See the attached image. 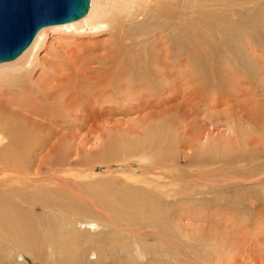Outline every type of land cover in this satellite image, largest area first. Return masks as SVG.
I'll return each mask as SVG.
<instances>
[{
  "label": "bare ground",
  "instance_id": "obj_1",
  "mask_svg": "<svg viewBox=\"0 0 264 264\" xmlns=\"http://www.w3.org/2000/svg\"><path fill=\"white\" fill-rule=\"evenodd\" d=\"M235 1L90 0L88 11L84 16L69 22L41 27L31 43L17 57L0 61V185L2 188L13 189L10 191L12 192L10 196L4 198L7 199L4 200L6 204L0 202V252H4L5 254L3 255H8L6 254L7 251L12 252L14 259L20 261L22 253L25 254V252L33 259L38 254L51 259L55 254L57 259L60 258L57 264H89L91 262L104 264L105 260L114 261L113 254H115V250H118L117 255H123L124 264L131 262L132 259L137 260L136 262H146L147 264H169L168 258L176 256L172 253L175 250L171 252L170 248L181 251L180 249L186 250L188 246H193L200 258L194 257L195 255L192 256L193 260H195L192 264H264V253L257 252L256 248H253L256 249V253L252 250L249 251L246 245L247 248L245 247L246 249H244L242 246L244 242L241 243L239 238L237 241L226 240L225 233L221 231L219 226L215 224L208 225L206 222V217L210 216L208 212L191 214L188 212L189 214L186 217L195 219L196 222L194 223L190 221L183 223L180 220L183 217L181 216L182 214L180 212L178 214L175 213V221L172 222L174 224H172L173 229L169 225L168 227L165 226L168 229V233H164L166 230L163 231L164 222L162 217L170 210L169 207L164 208L162 206L164 203L162 202L194 204V201H202L200 197L204 196V193L211 192L212 189L209 190L208 186L205 188V184H201V189L197 188V190L205 188L204 191L192 192L193 194L186 196L187 198L177 201L176 195L170 193L171 189H167L159 183L157 178L145 175L148 167L154 169L158 167V164L148 163L150 156L142 149L146 148V141L148 139L152 140L157 133H150L147 130L144 135H141V137L143 136L142 138H134L136 133L135 135L133 134V137L126 138L125 136V139L108 138L107 141L105 140L106 143L103 148H101L107 157H110V160L119 161L121 166L135 162L143 167L141 170L143 172L138 177L122 176L125 180L130 179L131 184H123L122 189H114L121 190L117 193L122 194L124 200L132 198L133 195L137 196L139 199V201L135 199L139 204V206H136L138 208L137 211L131 213L130 209L125 208L121 214L123 219L118 214H114V217L121 221L126 220L129 222L137 219L147 220V226L156 230L155 240L161 244L158 249L153 247L154 254L152 255L150 253L151 246L143 244L140 247L138 245L139 240L135 241L132 238V241H126L123 236H120L122 235L120 233L125 231L123 229L117 230V226L114 230H110L111 235L107 236L109 242L107 241V246H104L103 243L106 244V237L101 232L106 229L105 226L103 224L100 225L94 218L93 222L90 219L97 213L90 215V221H88L85 205L72 201L67 202L68 200L63 199L60 201L57 196L60 194L46 188L47 186L44 183H47V181L43 180L48 178V182L52 186L54 185L53 189L56 187L58 192L64 193L65 191L57 187L62 185L57 183L56 178L62 174H68L71 171L72 162L69 158L81 153L78 146L79 143L85 141V138L80 135L81 130L86 129L89 125L91 127L92 124L90 123L94 118L107 117L110 110L119 112L123 107L126 108L125 98L139 96L145 92H154V89L161 85L170 93L172 91L171 87L175 88L173 84L176 82H172L175 78L179 80L176 85L180 82L184 89L187 84V72L184 68L186 69L188 66L197 67L203 82L207 84V76L209 75L203 74V65L210 60L213 61L221 53L219 47L221 41L219 40L222 38V34L226 36L225 39L227 41L232 40L229 36H232L230 33L233 32L232 27L236 24V22L229 23V21L225 22V26H220L219 24L221 23H213V18L220 15L218 10L222 11L219 7L221 5L237 7L241 3L253 4L257 0H242L239 4ZM210 4L213 5L211 9L207 8ZM191 6L197 9L196 13L198 11L200 15L205 17H202L204 24H200L199 20H196L198 19L197 17L189 20L188 13ZM225 11L232 13V17L233 14L235 16L234 11L231 12L228 8ZM237 11L235 10V12ZM238 13L236 14L238 15ZM239 16L241 17L240 14ZM240 19L237 22H240ZM244 26L245 23L242 27L245 28L246 26ZM49 30H59L67 33L71 36L72 47L69 46L70 48L66 50L64 48L61 52L58 51L56 53L55 51V53L53 52L49 55L45 53L43 57L38 58L37 49L43 43L42 39ZM213 30L216 31L215 35L217 34L218 38L213 36ZM221 32L223 33L221 34ZM236 33L234 34L236 35ZM75 35L81 36L80 38L87 37V41L84 40L83 42L79 38L83 43L78 44ZM74 37L75 39L73 40ZM250 54L260 60L256 53L250 51ZM173 60L178 61H176L178 63L176 64L182 70L173 72L175 68ZM262 63L264 64V62ZM198 80L197 78L195 81ZM165 94L167 93L165 92ZM115 97L116 99H114ZM148 102L151 103L150 101ZM127 106L129 107V105ZM147 106L150 109H156L154 105ZM161 106L163 107L164 104H161ZM171 108L168 106L165 109ZM172 117L174 116L172 115ZM120 121H112L107 117L104 122L107 124H119ZM189 125L190 128L184 132L181 142L179 138L182 134L176 125H172L177 129L173 144L178 149H181L180 154L183 155L189 166L202 167L215 162L219 164L223 162L235 167L238 164L243 165L246 160L245 157L250 159L248 157L251 156L253 151L250 154L246 150V145H243L244 143L241 150V144L239 145V143L242 141H238V143L234 140H237L239 136L243 140L241 138L242 135L248 140L251 138L245 134V131H238V128L242 126L241 124L237 127L229 123L227 129L219 131L213 128L210 130L194 122ZM254 131L257 132L256 130ZM158 134L160 135V133ZM202 135L207 138L206 142L200 141V136ZM147 136L148 138L145 139ZM153 141L155 140L153 139ZM156 144L158 145V142ZM127 151H133V153L127 154L128 156L117 157V155H124ZM165 151L164 156L157 155L154 158L157 161L172 160L176 166L179 165L178 155L180 154L177 155V151L175 153L172 148L171 150L165 149ZM241 151H243L242 157L240 155ZM48 159L53 161L48 165L47 170L50 173L46 175L42 172V166ZM256 159L255 157L253 158L255 162ZM7 170H10L12 174H3ZM86 171L88 172H82L79 175L77 173L74 176V178L76 177L80 180L81 177H87V185L79 184V180L76 179V190H82L79 193L83 196L81 199L78 196H74L80 199V202H83V197L89 195L98 200L96 202L97 205H100L107 214H111L108 203H114L116 198L113 195L108 197L97 196L92 191L98 190L94 184H105V181L98 176L94 169L89 167ZM196 174L199 177V173L196 172ZM248 176L250 177V175ZM260 180H257L256 183H262V180ZM61 182L64 185L66 179H61ZM250 183L246 185L248 188H251ZM233 184L240 185V181ZM48 186L50 185L48 184ZM221 188L226 190L224 185ZM68 191L73 193V190ZM1 194L2 192H0L1 197L4 196ZM119 203L117 202V204ZM92 206L95 207L96 205L92 203ZM37 207L41 209L40 213L36 212ZM93 207L91 208L93 209ZM69 209L73 210V215L74 213L77 215L70 220L71 222L69 221L73 235H70V238L66 239L64 244H60L56 239L51 240L53 234L50 236V232H53L54 229L46 225L48 239L45 238L43 240L41 237L44 236V232L41 228L39 229V225L43 222L38 220L39 216H45L49 224L58 225L59 215L63 212H68ZM174 211H176L175 208ZM89 212L87 211L88 214ZM216 222L218 223L219 221L217 220ZM3 223L6 227L5 229ZM130 230L129 233L134 234ZM76 235H80V238L78 239ZM60 238L65 239V236L61 235ZM234 238L236 237L234 236ZM131 242L134 244L132 252H130ZM20 246L23 247V250ZM235 248V253L231 254ZM258 248L261 249L259 246ZM176 258L170 259L171 264H176L175 262L180 261L178 256ZM37 261L39 260L37 259Z\"/></svg>",
  "mask_w": 264,
  "mask_h": 264
},
{
  "label": "rangeland",
  "instance_id": "obj_2",
  "mask_svg": "<svg viewBox=\"0 0 264 264\" xmlns=\"http://www.w3.org/2000/svg\"><path fill=\"white\" fill-rule=\"evenodd\" d=\"M229 1H233V0H229ZM257 1L254 2L253 4H243L241 3L242 0H236L235 1L236 3L238 4L241 3L237 7H234L232 5H221L219 7L221 8L220 10H222L223 12L218 10L220 15L217 16L216 18H213L212 22L218 23V24L221 23L219 24L220 26H223V25L225 26L226 21H229V23L236 22V24L233 25L234 28L232 27V30L234 33H236L237 31V33L239 34L237 35L236 33L237 35L236 36L233 32L230 33V35L232 34V36H229V38L231 37L230 39L232 40L234 39V40L233 42L232 40H228L229 41L228 42L225 39L226 36L222 34L223 32H221L222 38L219 40L221 41L219 43L221 53H219L218 56H216L213 59V61L210 60L204 63L203 65L204 67L203 74L204 75L207 74L210 76V77L207 76V80H208L207 84L203 82L202 77L197 67L194 68L193 66H188L189 69L188 67H186V69L184 68V70L187 72L186 73L187 84L189 82L188 85L187 84L185 85L186 89L185 88L183 89L184 86L180 82H178L179 84H177L178 86H180L178 87L176 83L179 80L175 78L172 81L173 83L174 81L176 82L173 84V86L175 85L174 86L175 88L171 87V90L173 92L172 91H170V93L169 91L167 92V89H164L163 86L161 85V86H158V88L154 89V92H149L150 94L145 92L139 96L136 95L134 97L131 96L132 98L130 97L125 98L126 108L123 107L122 110H119L120 114L118 111H114V110L108 111L109 114H107L108 115L107 117H109V119H111L112 121L121 120L119 124L118 123H111V124L105 123L104 121H106L107 119L106 116L103 118L96 117L93 120H91V123H90L92 124L91 127L89 125V127H87L86 129L81 130L80 135H82V137L85 138V141L82 143H79V146H78L81 153H79L75 157L69 158L72 161L71 171L68 174L67 173H65V175L62 174L56 178L58 181L57 183L59 185H62L61 187L60 186H57V187L65 191L64 193L58 192L56 187H55L56 190L53 189L54 185L52 186V184L48 182V178L43 179L44 181H47V183L46 182L44 183L47 186L46 188H49L50 190H54V192L56 191L57 194L59 193L61 195L60 196L56 194L59 197L60 201H62L63 199L66 201L68 200L67 202L72 201L77 204L85 205L84 207L86 209V215H87L86 217L88 221H90L91 219V222H93L92 220L94 218V220H96L100 225L103 224V226H105L106 229L101 232L102 235H105L106 237V242H105L106 244L103 243L104 246H107V241H108L107 236L111 235L110 230L111 229L114 230L116 226L118 227L116 228L117 230L123 229L125 231L124 232L125 234L121 232L120 234L122 235L120 236H123V238H125L126 241L127 240L132 241L131 240L132 238L135 241L139 240L138 245L140 247L143 246V244L146 246H151V249H150L151 255L154 254L153 247L158 249L161 246V244L158 243L154 238L156 236V232H155L156 230L147 226V220L137 219L132 222H129L126 220L121 221L114 217V214H118L120 215L121 219H123L121 214L123 212L122 210H124L125 208L130 209L132 211L131 213H135L137 211L138 208L136 206H139L137 202L139 201V199L137 196L133 195L132 198L128 200H124L122 197V194L117 193L121 190H114V189L115 188L122 189L121 187L123 184H127V185H129V183L131 184L130 179L125 180L124 177L122 176H125V175L131 176L130 178L138 177L143 172L141 171L143 167L141 165L136 164L135 162H131L130 165L123 164L121 166L119 165V161L110 160L109 159L110 157H107L105 152L101 149L105 145L108 138L113 139L117 137L119 139H125V136L126 138H129L131 136L133 137L135 133L137 136L135 135L134 138H142L143 136L141 137V135H144L145 131L148 130V132L150 133L153 132L157 134L152 138V140L148 139L145 143L146 148H142V149H144L146 154L148 153L150 156L148 163H152L154 165L158 164L157 165L158 167H156L155 169L152 167H148L147 171L145 172V175H149V176L157 178L159 183L164 185L167 189H171L170 193L171 194L173 193L176 195L174 196L176 197L177 201L187 198L186 196L191 195L195 192L198 193V192L204 191L206 186L209 187L208 188L209 190L212 189L211 192L204 193L205 197L204 196L200 197L202 201H194L193 202L194 204H189V203L185 204L184 202H179V203L162 202L164 203L162 204V206L164 208L169 207V210H170L164 215V217H162L163 222H164L163 231L166 230L164 233H168L167 232L168 229H166L168 225L172 227L173 229L174 224L172 222L175 221L174 216L178 214V212H180V214H182L181 216H183L180 218V220L183 223H187L188 221L192 223L196 222L195 219H190L191 217H189L188 219L186 217L187 214L189 213L191 214V213H197V212H200V213L208 212L210 216L206 217L207 224L208 225L215 224L219 226L221 231L225 233L226 240L237 241V239L239 238L241 240V243L244 242L242 244L244 249H246L247 248L246 246H248L247 249L249 251L252 250L254 251V253H256L255 250L257 249V252L260 251L264 253V190H263L264 189V181H263L264 180V146H263L264 144L263 143L264 142L263 141L264 140V64L262 63L264 62V0H257ZM211 6L213 5L210 4L207 8L211 9L212 8ZM226 8H228V10L231 12L234 11L235 16L237 15L236 13H238L239 11L237 15L238 17L237 16L235 17L234 14L232 17V13L230 14V12L225 11ZM191 9H193L194 13L193 11H191ZM196 10L197 9L195 7L193 8V6H191L189 13H188L189 20H192L191 18L196 19L195 17H197L198 19L196 20H199L200 24H204L203 18L205 17L200 15L199 14L200 12L198 11L196 13ZM235 10L236 11L238 10V11L235 12ZM224 12L226 15L224 14ZM239 14L241 15V17L239 16ZM239 18H241L240 22H237ZM241 21H244V22H241ZM244 23L246 26V27L244 26L245 28L242 27ZM235 26H237L238 28ZM213 31H212L213 36H216L218 38L219 36L217 34L215 35L216 31L215 30ZM250 36H252L251 37L252 39L250 38ZM70 37L71 36H69L67 33L59 31V30L47 31V34L43 37L44 40L42 39L43 43L40 44L41 47L39 46V48L37 49L38 58L43 57L45 53L49 55V54H52L53 52L55 53V51L57 53L58 51L59 52L63 51L64 48L66 50L67 48L72 47V41H71L72 39ZM80 37L81 36L79 37L76 36L78 44H82L84 40L87 41L86 40L87 37H84V38H80ZM246 37H248L249 39ZM235 38H238V39H235ZM74 39L75 37L73 38V40ZM250 51H252L253 53H256L260 57V60H257V57L255 55H254L255 57H252L250 54ZM176 61L175 60L172 61L174 62L173 65L175 64V68H176V69L174 68L173 72H178V70H182V69H179L180 67L177 66L178 61L177 62ZM197 78L199 80L195 81ZM176 89L179 91V93ZM165 92L167 94H165ZM161 97L162 99H160ZM166 98L168 99V101ZM114 99H116V97ZM158 99L160 100V102ZM148 101H150L151 103H149ZM161 104H164V106L160 107ZM127 105H129V107ZM146 105H150V106L154 105L156 109L151 108L152 109L151 110L150 107L148 106L146 107ZM168 106L172 108L165 109ZM104 114H106V112H104ZM172 115L174 117H172ZM192 122L197 123L198 125H201L202 127H207L210 130L211 128H213L216 131L227 129L229 123H232L236 125L237 127H239V125L241 124L242 126L241 128H238V131L239 132L245 131V134H247L251 138L250 140H248L242 135L241 138H243V140H241L240 136L238 135L239 138L237 140L236 139L234 140L237 142L242 141L240 143L238 142L239 145L241 144L240 145L241 150H242V144L244 143L243 145H246L245 146L246 150L249 151L250 154L253 151L251 156L248 157L250 159H247V157H245L247 161L245 160L243 164L244 166L241 164H238L237 166L234 167V166L227 165L223 162L222 164L215 162L211 165L202 166V167L189 166L186 163L183 155L180 154L181 149L180 148L178 149L173 144V139L175 136V132H177V129L174 128L172 125H176L177 128L179 129V132L182 134L179 138V141L181 142L183 140L184 132L188 128H190L189 124H191ZM152 127L153 128L155 127V128L153 129ZM254 130H256L257 132H255ZM158 133H160V135ZM200 137H201L200 141H203V142L207 141V138L204 137V135ZM147 138L148 136L145 137V139ZM153 139L155 141H153ZM157 142H158V145L156 144ZM164 148L166 150H169V149L171 150L172 148V150L175 153L177 151V155L180 154L178 155L179 165L176 166L174 161L172 160L157 161V159L154 158L157 155L164 156L166 152ZM131 153H133V151H127L124 155H119V156L117 155V157L120 158L122 156H128L127 154L130 155ZM240 155L242 157L243 151H241ZM252 157L253 158L255 157V159L257 158L258 160L256 159V162H255ZM161 158H164V157H161ZM109 160H110V163H109ZM250 160L251 161L253 160L254 162L253 161L251 162ZM52 161L48 159L46 163H44V165L42 166L43 174L47 175L48 173H50L49 170H47V168H48V165ZM89 167L94 169L95 172L98 173V176L101 177L103 181H105L104 183L106 184L105 185L103 183H95L94 181H92L97 185L96 187V185L94 184L95 188L96 189L98 188L97 191L96 190H92V191L97 196H100V197L101 196L108 197V196L113 195L116 198V201L114 203H108V206L111 209V212H110L111 214H107V212L100 205H97L96 202L98 200L90 197L89 195L83 197L84 201L82 200L83 202H80V199L83 195L79 192H81L82 190L81 191L76 190L75 182L77 179L79 180L78 181L79 184L87 185V177L86 178L81 177V180L83 179L81 182L80 179L76 177L74 178V176L77 173H78L77 175L81 174L82 172L87 173L88 171L86 170L87 168L89 169ZM7 171L6 172L4 171L3 174H6V175L12 174L10 170H7ZM196 172L199 173V177L196 174ZM248 175H250V177ZM176 177L178 180L180 179L179 182L176 179ZM63 178L66 179V183L64 185L61 182V179ZM182 179H184L185 181ZM257 180H260L263 184L256 183ZM239 181H240V185L233 184L234 182L239 183ZM170 183H174V184H170ZM195 183L196 184L198 183L199 187H198V184L196 186ZM249 183L251 184L250 185L251 188H248V186H246V185H249ZM48 184L50 186H48ZM201 184L202 185L205 184V188L203 190H197V188H200ZM102 185H104V187H102ZM185 185H188V186H185ZM223 185L225 186L226 190H223L221 188V186ZM11 190L13 189H8L4 187L2 188V186L0 185V192H2L1 195H4L2 197L0 196L1 203L6 204L4 200H7V199H4V198H7L8 196H10V194L12 193L10 192ZM68 190H73L72 191L73 193L69 192ZM74 195L78 196V198L80 197V199L76 198ZM180 195H181V198L179 199ZM135 199H137V201ZM117 202H120V203L117 204ZM92 203H94L96 206L93 207ZM90 206L93 207V209ZM174 208L176 211H174ZM40 210H41L40 208L39 209L38 207L36 208L37 213H40ZM87 211H90L89 214L87 213ZM94 213H97V214H94ZM93 214L94 216H92ZM103 214L107 216H104ZM90 215L92 217L89 219ZM60 216H64V217L60 218ZM75 216L77 215L75 213L73 215L72 209H69L68 212H63L58 217V225H53V223H51L52 224L51 225L49 224V221L46 219L45 216H39L38 220L44 223V224L41 223L39 225V229L41 228V230L44 232V236L41 238L43 240H45V238L48 239V235H47L48 229H46L47 228L46 225H49L50 228L54 229L53 232H50V236L53 234V236L51 237V240L56 239L58 243L64 244L66 242V239L68 240L70 238V235H73L71 233L72 226L70 224L71 222L70 220H72V218H75ZM100 219L103 220V222H101ZM216 219L219 221L218 223L216 222L217 221ZM104 220H107V221L104 222ZM65 223H66V227H65ZM3 227L4 229L6 228L4 223H3ZM130 229L133 231L134 234L129 233ZM229 232L233 235H231ZM61 235L65 236V239H61L60 238ZM79 236L80 235H76L78 239L80 238ZM234 236L236 238H234ZM162 237H165V236H162ZM133 246L134 244L131 242L130 252H132V250L134 249ZM258 246L261 249H259ZM21 248L23 250V247ZM253 248H256V249H253ZM176 250L177 249L170 248V251L171 252L173 251L172 253L178 256V260H180L178 262H175L176 264H192V262L195 261L193 260L192 256L195 255L194 257L196 258L199 257L193 246H188L186 250L180 249L181 251L178 250L179 252ZM235 250L236 248L232 250L231 254H234ZM114 253H115L113 254L114 261L105 260L104 264H107V263L108 264H124L125 260L124 258H122L123 255L118 256L117 255L118 250H115ZM3 254L5 253L0 252V264H16V263L17 264H54V263L57 264V261H60V258L57 259L55 254L51 259H47L45 256H42L41 254H38V256L35 259H33L27 252H25V254L22 253V258L20 259V261L14 259V255L12 252L10 253L7 251L6 254L8 255H3ZM176 256L168 258L169 264H171V261H170L171 258L177 259ZM37 259L39 261H37ZM136 261L137 260L132 259V261L128 262L127 264H147L146 262L140 263ZM89 264H95V263L91 262Z\"/></svg>",
  "mask_w": 264,
  "mask_h": 264
},
{
  "label": "water",
  "instance_id": "obj_3",
  "mask_svg": "<svg viewBox=\"0 0 264 264\" xmlns=\"http://www.w3.org/2000/svg\"><path fill=\"white\" fill-rule=\"evenodd\" d=\"M90 0H0V61L17 57L37 31L84 16Z\"/></svg>",
  "mask_w": 264,
  "mask_h": 264
}]
</instances>
